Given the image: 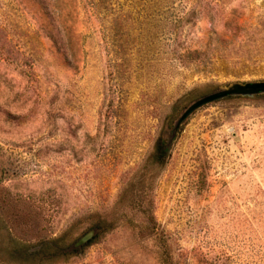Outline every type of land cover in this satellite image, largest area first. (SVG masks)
<instances>
[{"label": "rangeland", "instance_id": "374dc122", "mask_svg": "<svg viewBox=\"0 0 264 264\" xmlns=\"http://www.w3.org/2000/svg\"><path fill=\"white\" fill-rule=\"evenodd\" d=\"M206 5L223 9L216 35L190 15ZM259 82L264 0H0V208L14 234L70 244L152 198L188 264H264V93L198 109L164 168L150 158L195 102ZM102 242L68 264L135 245Z\"/></svg>", "mask_w": 264, "mask_h": 264}, {"label": "trees", "instance_id": "16d2710c", "mask_svg": "<svg viewBox=\"0 0 264 264\" xmlns=\"http://www.w3.org/2000/svg\"><path fill=\"white\" fill-rule=\"evenodd\" d=\"M222 10L217 5H206L194 10L190 15L196 20L200 18L209 20L214 30L213 34L216 35L218 26H221L218 15ZM224 27L231 34H236L240 30L237 24L227 23ZM192 54L199 55L196 51ZM171 133L168 137L159 136L155 141L150 158L158 170L164 168L171 153ZM135 203L140 213L127 222L136 225L131 228L126 226L125 220H128V216L124 218L114 215L102 216L94 226L99 230L98 234L74 250L71 249L77 246L79 240L67 244L64 236L36 245L20 240L13 232L12 220L6 217L0 208V264H68L71 258L82 257L88 249L100 246L106 237H126L135 245L104 248V253L110 255L112 261L107 263L100 260L99 264H188V255L180 247L178 240L157 222L153 211V199L148 198ZM122 221L126 223L121 224Z\"/></svg>", "mask_w": 264, "mask_h": 264}, {"label": "water", "instance_id": "95a60500", "mask_svg": "<svg viewBox=\"0 0 264 264\" xmlns=\"http://www.w3.org/2000/svg\"><path fill=\"white\" fill-rule=\"evenodd\" d=\"M264 93V82L259 83H248L245 85L236 84L228 89L221 90L219 92H216L214 94H211L209 96H206L205 98L200 99L199 101L195 102L192 106L188 108V110L180 117V119L175 124L172 133H171V143L175 140L180 126L182 123L195 111L198 109L209 105L211 103H214L216 101L228 98V97H235V96H254ZM98 230L94 229L88 232L86 235H84L78 242L77 246H73L71 250H74L76 247H80L84 244H86L88 241H90L93 237H95L98 234Z\"/></svg>", "mask_w": 264, "mask_h": 264}]
</instances>
